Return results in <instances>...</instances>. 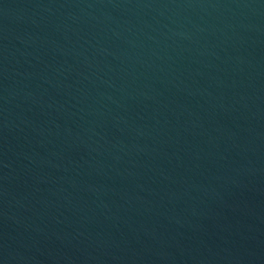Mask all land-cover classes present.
<instances>
[{
  "label": "water",
  "instance_id": "95a60500",
  "mask_svg": "<svg viewBox=\"0 0 264 264\" xmlns=\"http://www.w3.org/2000/svg\"><path fill=\"white\" fill-rule=\"evenodd\" d=\"M0 264H264V0H0Z\"/></svg>",
  "mask_w": 264,
  "mask_h": 264
}]
</instances>
